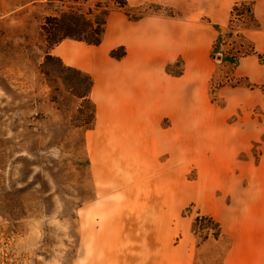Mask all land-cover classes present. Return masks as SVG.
<instances>
[{
	"label": "rangeland",
	"instance_id": "obj_1",
	"mask_svg": "<svg viewBox=\"0 0 264 264\" xmlns=\"http://www.w3.org/2000/svg\"><path fill=\"white\" fill-rule=\"evenodd\" d=\"M111 1L0 0V264H238V233L252 229L247 215L264 212V5L251 0L259 28L246 35L256 53L232 73L240 86L210 89L209 55L194 97L183 90V139L135 170L126 158L117 172L87 150L88 78L51 53L62 33L91 37L96 4ZM238 1L127 0L113 10L199 21L214 40L213 25L225 27ZM178 60L171 69L183 75ZM199 215L223 235L201 243Z\"/></svg>",
	"mask_w": 264,
	"mask_h": 264
},
{
	"label": "crops",
	"instance_id": "obj_2",
	"mask_svg": "<svg viewBox=\"0 0 264 264\" xmlns=\"http://www.w3.org/2000/svg\"><path fill=\"white\" fill-rule=\"evenodd\" d=\"M128 1L132 5L145 1L176 5V0ZM258 2L264 5L255 0V6ZM225 5H218L219 10L224 11ZM213 31L191 19L151 15L131 20L123 11L112 10L100 44L64 39L53 47L51 53L63 64L93 80L89 97L95 120L86 141L95 165L102 169L106 157L111 158L110 169L125 171L126 158H131L135 170L138 159L147 163L171 142L175 147L183 139L179 121L185 104L183 90L188 87V95L194 97L198 82L208 72ZM119 47L124 48V55L111 57L110 51ZM178 58L185 61L184 74H168L166 66ZM186 105L192 106L191 102ZM247 216L253 224L251 230L238 233V264H264V212Z\"/></svg>",
	"mask_w": 264,
	"mask_h": 264
},
{
	"label": "trees",
	"instance_id": "obj_3",
	"mask_svg": "<svg viewBox=\"0 0 264 264\" xmlns=\"http://www.w3.org/2000/svg\"><path fill=\"white\" fill-rule=\"evenodd\" d=\"M126 7L127 0H112L111 3L108 4H96V9L97 11L102 13V17L95 21L96 26L94 28L91 26V37L74 35L70 33H62L60 34L57 40L53 41V44L56 45L57 43L61 42L63 39L66 38L83 41L89 45L100 44L108 13L113 9L123 10ZM124 13L131 20H137L141 18V16H130L126 11H124ZM56 25L58 26V24ZM213 27L216 31V36L211 44L210 57L216 63V68L209 81L210 89L213 87V85H217L218 88L223 87L225 85H229L230 87H238L240 86V84L235 81L233 82L232 80V73L234 69L238 66L242 58L256 53L253 43L246 35L247 31L257 30L259 28V22L254 12V2L251 0H241L235 2L231 7L230 18L228 19L226 26L222 27L218 24H214ZM59 28H61V26H59ZM119 48L122 50L121 54H118V48H115L110 51V56L117 59L121 58L124 55L125 51L123 47ZM179 61L181 60L174 61L168 64L165 68L166 72L173 76H180L182 74L181 69H171V66L176 67V63H178ZM64 66L79 73H83L88 78L89 86L86 95H89L93 85V80L91 76L75 67L67 65ZM93 107L95 117L94 104ZM203 220H206L209 223L210 227L203 226V224L201 225V222ZM209 230H213L214 232L212 234L208 233ZM192 231H194L195 235L197 234L198 238H202L200 240L201 243L206 241L210 237V235L214 238H218L223 235L219 223L209 215L196 216L192 223ZM202 231H205L204 235H198V232Z\"/></svg>",
	"mask_w": 264,
	"mask_h": 264
}]
</instances>
